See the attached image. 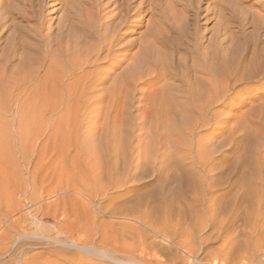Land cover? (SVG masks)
Here are the masks:
<instances>
[{
	"label": "rangeland",
	"instance_id": "rangeland-1",
	"mask_svg": "<svg viewBox=\"0 0 264 264\" xmlns=\"http://www.w3.org/2000/svg\"><path fill=\"white\" fill-rule=\"evenodd\" d=\"M138 1L132 5L135 6ZM161 1L167 8L178 9L179 2L185 0ZM99 2L106 7L105 11L111 7V0ZM243 6L250 14L248 16L258 14L264 18V0H246ZM54 15L48 13L47 17ZM210 17V22L201 27L209 32L207 36L215 29V19L212 14ZM15 22L25 24L18 19ZM238 22L235 15L230 19L229 28L236 33L237 38L233 39L235 44L244 47L243 35L250 43L255 39V33L248 23H244L243 35L240 34ZM143 30V27L132 22L127 30L130 31L127 38L137 40ZM263 42L261 32L259 46ZM2 45L0 264H91V261H100L97 253L94 255L93 251L77 248L73 243L88 244L89 247L99 243V240H105L117 247L133 245L137 248L138 233L146 238V245L152 242L153 247L147 245L141 257L139 251L136 252L132 264H154L156 261L163 264H196L175 242L167 241L160 232L156 233L146 225L149 219L159 217L163 205L161 196L166 191H169L170 200L165 204L172 203L174 207L183 203L185 196L179 192L175 177L174 166L178 157H175V153H171L174 157L168 155L173 145L166 144L160 148L158 141L151 140L147 123L131 126L127 139L125 133L121 136V118L117 114L122 94L116 91L104 95L101 90L110 88L112 79L124 69L128 60L116 55L94 66L93 70L107 75V81L87 95L83 101H89H85V107L80 108L66 105L65 95L64 99H60L59 93L52 96L46 90L47 82L43 78L45 69L38 68L36 62L28 64L23 59L22 48L5 60ZM135 49L133 47L129 52ZM140 86L147 88L143 84ZM101 96L98 107L89 104ZM140 97V93L135 94V98ZM141 103L134 101L133 115L139 113L136 106ZM263 104L264 80L248 85L242 83L227 93L223 106L213 107L217 117L215 120L196 127L191 136L178 140L176 146L180 149L186 148L191 141L193 152L198 144L206 147V157L211 165L209 174L218 180L214 188L217 193H225L227 185L242 175L250 174L252 178L259 176L258 181L263 177L258 182L263 187L258 183L257 187L264 195ZM138 121L136 119L135 122ZM159 130L161 128L156 133ZM159 148L161 155H167L165 159L156 156ZM183 158L182 163L190 165L189 155L183 154ZM194 169L199 170L197 167ZM234 189L235 186L224 195L225 198L232 196ZM145 213L148 217L143 223L137 216ZM235 224L241 230V237L239 235L238 238L242 241L243 232L250 227L242 219L236 220ZM174 238V241L178 240ZM217 243L220 244L218 240L211 244L218 246ZM261 253L245 262L264 264ZM129 255L114 254L113 260H128ZM138 257L142 263L137 262ZM258 257L260 261L257 259L256 262ZM102 264L124 263L105 260ZM198 264L211 263L203 260Z\"/></svg>",
	"mask_w": 264,
	"mask_h": 264
},
{
	"label": "bare ground",
	"instance_id": "bare-ground-1",
	"mask_svg": "<svg viewBox=\"0 0 264 264\" xmlns=\"http://www.w3.org/2000/svg\"><path fill=\"white\" fill-rule=\"evenodd\" d=\"M135 2L111 0V7L105 11L99 0H3L0 3L2 56L6 54L8 60L22 48L23 59L28 64L36 62L38 68L45 69L46 90L60 99L65 95L66 105L80 108L89 101L83 99L107 81V75L92 68L116 55L128 60L112 79L110 88L101 90L104 95L116 91L122 94L117 114L121 118V136L125 133L127 139L131 126L147 123L151 140L158 141L160 148L173 145L168 155L175 153L178 157L175 177L179 192L185 196L184 202L174 207L172 203L165 204L170 200L166 191L161 196L164 206L159 217L156 216L158 222L149 219L146 225L160 232L167 241L175 242L196 264L203 260L211 264H247L245 260L255 258L259 252L264 255V195L257 187L263 177L258 181L259 176L242 175L227 185L225 193H217L214 188L218 180L209 174L211 165L206 147L198 144L193 152L192 141L184 149L176 145L180 138L191 136L196 127L217 118L213 107L223 106L229 91L242 83L264 80V42L258 44L261 32L264 37V18L258 14L248 16L243 6L246 0H185L178 1V9L165 7L161 0H140L132 5ZM203 4L206 6L202 7ZM48 13L55 15L48 18ZM211 14L215 29L207 36L209 32L201 27L210 22ZM235 15L240 34L243 35L244 23L255 33L250 43L243 35L244 47L235 44L236 33L229 28ZM16 19L25 24H18ZM132 22L144 28L137 40L127 38ZM133 47L136 49L130 53ZM141 84L147 88H141ZM136 93L141 97L135 98ZM101 100L102 96L89 104L98 107ZM135 100L142 103L136 106L139 113L133 115ZM160 148L156 156L165 159L167 155H161ZM183 154L189 155L190 165L182 163ZM234 186L232 196L225 198ZM147 217L145 213L137 219L144 223ZM239 219L250 227L243 232L242 241L238 238L241 230L235 226ZM174 237L178 240L174 241ZM136 238L137 248L117 247L105 240L89 247L72 245L97 253L100 261L91 264H102L105 260L132 264L135 253L139 251L141 257L148 245L141 233ZM216 240L220 244L212 246ZM148 246L152 248L153 243ZM114 254L124 257L130 254V259L113 260ZM257 259L260 261L258 257L256 262ZM138 261L141 262L139 257Z\"/></svg>",
	"mask_w": 264,
	"mask_h": 264
}]
</instances>
